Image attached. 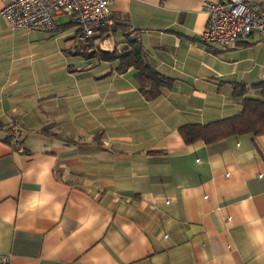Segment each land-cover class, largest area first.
<instances>
[{"label":"crops","instance_id":"obj_1","mask_svg":"<svg viewBox=\"0 0 264 264\" xmlns=\"http://www.w3.org/2000/svg\"><path fill=\"white\" fill-rule=\"evenodd\" d=\"M208 1L112 0L91 47L113 53L136 32L173 81L152 102L134 69L75 56L76 27L40 33L0 17V255L11 264H264V135L208 145L179 132L261 98L264 39L205 43Z\"/></svg>","mask_w":264,"mask_h":264},{"label":"built area","instance_id":"obj_2","mask_svg":"<svg viewBox=\"0 0 264 264\" xmlns=\"http://www.w3.org/2000/svg\"><path fill=\"white\" fill-rule=\"evenodd\" d=\"M0 17L13 28L53 33L60 26L75 25L80 38L88 40L102 28L111 26L112 0H2ZM206 30L202 34L205 43L222 47H234L257 34L264 39V7L255 0H213L205 3ZM19 145V131H13ZM0 264H11L0 255Z\"/></svg>","mask_w":264,"mask_h":264},{"label":"trees","instance_id":"obj_3","mask_svg":"<svg viewBox=\"0 0 264 264\" xmlns=\"http://www.w3.org/2000/svg\"><path fill=\"white\" fill-rule=\"evenodd\" d=\"M107 31L104 27L88 40L81 39L79 34L76 49L72 53L86 59L96 58L108 63L117 62L116 72L118 74L134 69V78L139 85L140 93L148 102L158 99L163 89L172 87L173 81L152 67L136 32L127 31L125 33L126 45L113 53L92 48L90 41L99 38L101 34H106ZM254 88L260 90L261 98L244 99L242 112L239 115L205 125L183 126L179 129L180 135L188 144L203 141L208 145L236 135H264V81L255 84ZM245 93L243 87H235L236 96H244Z\"/></svg>","mask_w":264,"mask_h":264},{"label":"rangeland","instance_id":"obj_4","mask_svg":"<svg viewBox=\"0 0 264 264\" xmlns=\"http://www.w3.org/2000/svg\"><path fill=\"white\" fill-rule=\"evenodd\" d=\"M66 21H67V20L64 19V18L61 19V20H60V25H63V24H65V23H67ZM75 27H76L75 25H68V26H67L68 29L73 30V31H74V28H75ZM76 29H77V28H76Z\"/></svg>","mask_w":264,"mask_h":264}]
</instances>
